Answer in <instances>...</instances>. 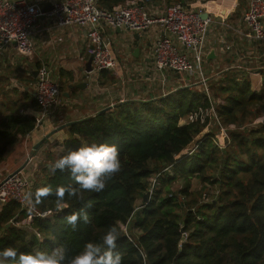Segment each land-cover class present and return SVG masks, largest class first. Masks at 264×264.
<instances>
[{"label": "trees", "instance_id": "trees-1", "mask_svg": "<svg viewBox=\"0 0 264 264\" xmlns=\"http://www.w3.org/2000/svg\"><path fill=\"white\" fill-rule=\"evenodd\" d=\"M163 1L195 7L197 0ZM97 2L104 9L120 3L147 9L160 7L162 0ZM107 71L101 70V77ZM259 72L262 82L257 91L240 69L223 70L208 81L212 98L221 99L215 106L221 124L235 125L229 140L219 132H203L208 118L203 123H180L199 106H210L202 90L188 86L158 99L118 100L114 107L71 124L70 137L64 140L66 150L79 147L82 141L115 143L121 171L99 193L81 190L79 199L65 193L68 207L57 211L56 187L75 185V181L66 170L53 174L49 165L58 156L47 154L50 163L44 177L30 192L47 186L53 193L38 204L21 207L11 201L2 206L0 248L14 246L21 252L62 248L70 259L85 242L98 241L108 226L122 222L126 233H121L116 249L122 264H264V122L246 126L264 109V69ZM24 108L12 109L10 114L0 111V160L35 127L34 115ZM153 178L156 184L145 201L142 196ZM193 178L216 186L217 198L194 206L197 201L189 190ZM179 179L186 184L178 194L190 196L187 201L171 193ZM81 209L87 212L88 222L78 220L73 230L66 217ZM28 215L31 220L25 225L31 233L27 238L15 224Z\"/></svg>", "mask_w": 264, "mask_h": 264}, {"label": "crops", "instance_id": "crops-1", "mask_svg": "<svg viewBox=\"0 0 264 264\" xmlns=\"http://www.w3.org/2000/svg\"><path fill=\"white\" fill-rule=\"evenodd\" d=\"M186 6L191 9L199 7L198 5L190 7L189 4ZM204 6L214 20L207 34L205 53L204 66L208 80L216 78L223 70L240 69L247 73L251 82L258 80L261 84L262 77L259 70L264 69L263 49L260 48L248 54L246 48L249 44L239 34V31L246 30L241 15L247 6V0H210ZM165 9L166 6L165 8L156 6L150 8V11L163 15ZM86 32L87 27L78 25L58 27L52 18L45 15L39 18L34 27L32 41L35 52L32 59L19 54L12 45L0 49V111L4 114H10L12 109L19 110L26 107L24 109L35 117L38 108L36 109L34 104L36 81L34 73L40 65H45L52 78L62 84V98L59 106L41 125L20 137L21 139L14 143L8 149L6 156L0 160V180L31 157L25 168L34 185L37 180L44 177L47 154L52 153L56 156L63 154L59 149L62 147L65 149L64 140L70 137L69 126L51 134L47 142L36 151L33 149L34 145L48 132L59 126L58 119H61L63 123L77 121L97 111L96 85L101 71L92 75L93 79L87 78L85 65L89 56L86 53ZM106 34L112 41L116 61V67L112 70L113 75L117 79L127 77V84H123L122 88L118 89L119 94L123 93V96L119 95L118 99L121 102L147 98L158 99L160 95L158 97L152 95L151 90L152 82L155 80L156 86L162 89L165 87L166 83L162 84L161 75H164L167 84L177 85L176 89L179 86H185V80L180 74L156 70L154 67L152 46L162 34V28L159 25L136 33L124 28L109 29V31L106 29ZM225 44H231V49L226 51ZM137 48L135 56L134 51ZM212 48L214 57L206 58V54ZM252 71L255 73L250 76ZM172 73L175 77L169 78L168 75ZM104 74L105 72L102 75ZM81 82H86L84 88L75 86ZM69 84L74 86L70 88ZM194 88L197 89L199 86ZM23 96H27V100H23Z\"/></svg>", "mask_w": 264, "mask_h": 264}, {"label": "built area", "instance_id": "built-area-1", "mask_svg": "<svg viewBox=\"0 0 264 264\" xmlns=\"http://www.w3.org/2000/svg\"><path fill=\"white\" fill-rule=\"evenodd\" d=\"M39 3L44 2L0 0V49L12 45L19 54L32 59L35 52L32 35L42 14ZM51 3L53 8L45 15L52 18L58 27H87L86 53L91 59V71L86 74L89 79H93L92 75L101 70L112 71L116 67L112 41L105 35L106 29L109 31L124 28L136 33L159 25L162 34L152 46L155 69L180 74L185 80V86H201L210 102L209 107L199 106L197 111L188 113L180 123H203L208 118L207 123L213 120L214 125L218 126L222 135L229 140L215 112V106L221 99L212 98L208 89V78L204 76L207 34L214 22L204 5L190 9L181 2H175L166 7L163 15H158L132 3H120L112 9L101 8L97 0H53ZM203 13L207 14L205 18L202 17ZM241 19L246 30L239 31V34L249 44L247 53L262 48L264 54V0H247ZM231 47V44H225L226 51ZM254 73L251 72L250 76ZM161 76L162 84L165 85L166 79L164 75ZM260 86L258 80L251 82L253 91L259 90ZM34 97L38 108L35 115L36 127L59 106L62 98V84L52 78L43 64L36 71ZM219 143L216 145H220ZM30 160L31 157H28L26 162ZM26 165L8 178L5 179L11 172L0 180V209L11 201L21 207L29 205L25 196L30 192L32 179L25 168ZM30 220L31 215H28L21 219L20 223L27 224Z\"/></svg>", "mask_w": 264, "mask_h": 264}, {"label": "clouds", "instance_id": "clouds-1", "mask_svg": "<svg viewBox=\"0 0 264 264\" xmlns=\"http://www.w3.org/2000/svg\"><path fill=\"white\" fill-rule=\"evenodd\" d=\"M59 155L50 165L54 174L57 170L67 171L75 181V185L57 186L55 189L57 211H63L68 207L64 200L65 193L68 196L80 198L81 190L99 193L106 187V182L116 173L121 171L120 152L117 144L102 141H82L79 147L65 150L59 149ZM53 193L51 187L37 188L35 193L29 192L25 199L30 205L40 203L42 197ZM34 197V200H33ZM67 223L73 228L77 227L78 220L88 222V214L85 210L74 211L66 217ZM121 233H126V227L122 222H116L108 226L102 237L84 243L70 259L62 248L50 251L33 250L21 252L14 246L0 248V264H122V254L117 251V241ZM129 239H131L129 237Z\"/></svg>", "mask_w": 264, "mask_h": 264}, {"label": "rangeland", "instance_id": "rangeland-1", "mask_svg": "<svg viewBox=\"0 0 264 264\" xmlns=\"http://www.w3.org/2000/svg\"><path fill=\"white\" fill-rule=\"evenodd\" d=\"M26 1H29V2H51L50 0L48 1H43V0H26ZM55 1V0H54ZM210 0H197L196 1V5L200 6V5H204L206 2H208ZM43 3V4H44ZM172 3H175V1H173ZM169 4H166L165 1L162 0L161 2V6L163 8H165V6L167 7ZM148 10H150V8H147ZM254 72V71H252ZM169 78H174L175 77V74H169L168 75ZM174 76V77H173ZM204 76L207 77V74H206V71H205V66H204ZM127 77H121L118 79L116 78V76L113 75V72L111 71H108V74H105L103 75L102 77L100 76L99 79H98V84L96 85V101H97V105H95V107H97V111L99 110V107L102 106V107H105V106H108L110 104H116L118 102V99L120 97L123 96V93L119 94V91L118 89L119 88H122V85H126L127 84ZM209 81V80H208ZM208 81H207V84H208ZM60 82V81H59ZM34 82L32 81V84ZM61 83V82H60ZM177 86V85H176ZM176 86H174L173 83L171 84H167L166 82V85L165 87L162 89L160 86H156V80L154 82H152V87L153 89L151 90V94L158 97V95H165V94H169V93H172L174 92V90L176 89ZM195 86H199V85H194V86H191L192 88H194ZM195 90L199 89V90H202L201 86H199V88H194ZM208 89H209V93L210 95H212V89L209 87V84H208ZM1 92V91H0ZM169 92V93H168ZM120 95V97H119ZM101 108V107H100ZM183 119V118H182ZM259 122H264V109L256 115V118L255 119H252V121L250 123H248L246 126H249L252 124H257ZM59 125L63 123V121L61 119H58V122H57ZM251 127V126H249ZM224 130L226 131L227 133V136L229 137V131L234 129L235 128V125H231V126H223ZM204 132H215V134L217 132L220 131V133H218V135L221 136L222 134V130H220V128H218V126H215L214 125V122L212 120L209 121L206 126L204 127ZM217 135V136H218ZM230 139V137H229ZM47 162L50 163L49 160L46 161V165H47ZM40 171H42L40 169ZM41 177V176H39ZM156 184V179H152V183L148 189V191H150V194L152 193L153 189H154V185ZM186 184L185 180L183 179H179L177 180L176 182H174V184L171 186V193L172 194H175L179 201H187V199H190L191 197L190 196H187L185 197V195L183 194H178L179 193V189H181L182 187H184ZM190 191H192L191 193H194V197H192V199H195L197 201V204L194 205V206H197V205H200L201 203L203 202H207V201H210V200H215L217 198V195L219 193V190L216 186H213L207 182H202L200 179H191L190 181V188H189ZM149 194V196H150ZM170 194V195H172ZM148 196V198H149ZM140 200L137 201V205L140 204ZM21 222V221H20ZM16 223V227L19 228V230L23 233L24 236H26L27 238L30 237L27 233H31L30 231V228L27 227L25 224H22V223Z\"/></svg>", "mask_w": 264, "mask_h": 264}, {"label": "water", "instance_id": "water-1", "mask_svg": "<svg viewBox=\"0 0 264 264\" xmlns=\"http://www.w3.org/2000/svg\"><path fill=\"white\" fill-rule=\"evenodd\" d=\"M182 2H183V1H182ZM39 6H41V12H42L41 17L45 16V13L49 12V11L53 8V4H52L51 2H46V3H44V4H43V3H39ZM206 16H207L206 13H203V14H202V17H203V18H205ZM137 51H138V48L135 49V51H134V55H135V56L137 55ZM212 57H214V49H213V48H212L211 50H209L208 53L206 54V58H212ZM85 71H86V72L91 71V59H90V58L88 59L86 65H85ZM34 74H36V73H34ZM85 85H86V82H81V83H77V84H75V86H77V87H79V88H84ZM73 86H74L73 84H69V87H70V88H72ZM114 106H115L114 104H113V105H108V106H105V107H103V108H101V109H99V110H101V111H102V110H107V109H109V108H111V107H114ZM74 122H76V120L68 121V122H65V123L60 124L59 126H57L56 128H54L53 130H51L50 132H48V133H47V134H46V135H45L40 141H38V142L34 145L33 149L36 151L40 146H42L44 143L47 142V140H48V138L50 137L51 134H53L54 132H56V131H58V130H60V129L66 127V126H70V125L73 124ZM26 163H27V162L25 161V163H24L23 165H21L20 167H18V168L15 169L14 171H12L9 175H7V176L5 177V179L8 178L11 174H13V173L19 171L20 169H22V168L26 165ZM149 194H150V191H146V192L143 194L142 198H143L145 201H148V199H149V198H148Z\"/></svg>", "mask_w": 264, "mask_h": 264}]
</instances>
